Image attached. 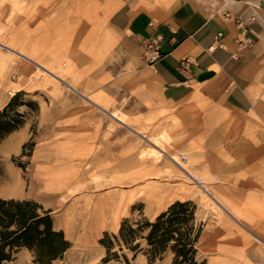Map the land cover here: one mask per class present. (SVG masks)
<instances>
[{
	"label": "rangeland",
	"instance_id": "374dc122",
	"mask_svg": "<svg viewBox=\"0 0 264 264\" xmlns=\"http://www.w3.org/2000/svg\"><path fill=\"white\" fill-rule=\"evenodd\" d=\"M31 5L38 3L0 0V108L23 92L19 128L0 139V196L30 199L50 211L54 229L70 243L52 264L117 263L103 262L107 254L100 240L105 234H117L124 219L152 221L176 200L196 206L202 201L216 225L231 222L239 228L230 219L220 220L218 207L198 186L207 178L193 168L189 144H180L185 140L181 128L159 110L157 95L140 85L137 73L124 69L111 43L90 38L83 26L76 29L78 19L69 11L56 19L48 8L39 22L40 11ZM160 134L166 151L151 165L138 154L151 144L150 135ZM169 153L186 154L200 178L179 170ZM100 209L103 221L96 220ZM195 217L203 226L214 224L196 212ZM210 229L197 245L201 259L211 253L206 247ZM137 241L136 250L123 247L118 253L129 264H148L145 240ZM11 257L6 264H37L25 247ZM171 258L167 253L159 264H169ZM120 264H126L122 257Z\"/></svg>",
	"mask_w": 264,
	"mask_h": 264
},
{
	"label": "crops",
	"instance_id": "0c3cea01",
	"mask_svg": "<svg viewBox=\"0 0 264 264\" xmlns=\"http://www.w3.org/2000/svg\"><path fill=\"white\" fill-rule=\"evenodd\" d=\"M21 1L38 3L39 22L48 8L56 19L69 11L76 29L110 42L181 128L220 220L239 226L210 212V227L197 202L207 263L264 264V0ZM155 37L163 57L150 65L143 43Z\"/></svg>",
	"mask_w": 264,
	"mask_h": 264
},
{
	"label": "trees",
	"instance_id": "16d2710c",
	"mask_svg": "<svg viewBox=\"0 0 264 264\" xmlns=\"http://www.w3.org/2000/svg\"><path fill=\"white\" fill-rule=\"evenodd\" d=\"M18 92L0 108V139L19 128L22 113L17 110L23 104ZM196 204L191 200H176L157 214L152 221L145 218L131 223L124 219L117 234H105L100 243L106 248L103 262L121 263V257L129 264L124 254L118 253L127 247L136 250L138 239H144V252L148 264H159L167 253L172 255L169 264H208L199 258L197 245L203 229L195 217ZM50 211L33 200L0 196V264H6L17 249L27 248L37 264H52L69 248L61 230L54 229ZM117 245V250H113Z\"/></svg>",
	"mask_w": 264,
	"mask_h": 264
},
{
	"label": "bare ground",
	"instance_id": "6f19581e",
	"mask_svg": "<svg viewBox=\"0 0 264 264\" xmlns=\"http://www.w3.org/2000/svg\"><path fill=\"white\" fill-rule=\"evenodd\" d=\"M112 35H115V34H112ZM85 96L86 98H88V100L92 101L93 103H96L95 101L96 98L95 99L91 98L88 94H85ZM97 103H100V102H97ZM111 116H113L114 118H117L121 122H124L122 117L117 112H111ZM148 138L151 144L149 146L142 147L138 155L141 159L146 160V162L152 165L158 161L160 162L163 159V155L166 150H165L164 145L162 144L161 138H165V137L164 135L160 134V136L158 137H156L155 135H150ZM168 157L174 164H176V166H178L179 170L184 172L188 177H191L196 180V175L194 174V172H192V169H190L188 165L190 156L188 157L186 154H181V153H169ZM198 186L203 191H205L206 192L205 194L209 197L207 187L203 185L202 183H200ZM114 207H115V204L111 203L108 208L112 209ZM103 219H105L104 209H100L98 210V215L96 216V220L103 221Z\"/></svg>",
	"mask_w": 264,
	"mask_h": 264
},
{
	"label": "built area",
	"instance_id": "2783aa9c",
	"mask_svg": "<svg viewBox=\"0 0 264 264\" xmlns=\"http://www.w3.org/2000/svg\"><path fill=\"white\" fill-rule=\"evenodd\" d=\"M143 47L142 57L146 63L151 65L155 60L163 57L160 51L159 37L147 39V41L143 43Z\"/></svg>",
	"mask_w": 264,
	"mask_h": 264
}]
</instances>
